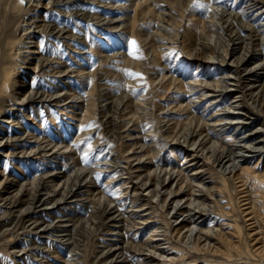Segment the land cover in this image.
<instances>
[{"label":"bare ground","instance_id":"bare-ground-1","mask_svg":"<svg viewBox=\"0 0 264 264\" xmlns=\"http://www.w3.org/2000/svg\"><path fill=\"white\" fill-rule=\"evenodd\" d=\"M1 157L0 264H264V0H0Z\"/></svg>","mask_w":264,"mask_h":264},{"label":"rangeland","instance_id":"rangeland-1","mask_svg":"<svg viewBox=\"0 0 264 264\" xmlns=\"http://www.w3.org/2000/svg\"><path fill=\"white\" fill-rule=\"evenodd\" d=\"M199 6V8L200 9H198V10H203V9H201L202 7H201V5H198ZM63 40V39H62ZM67 55H69L68 54V52L65 54V56H64V59H66L65 61H69L70 60V58H72L70 55L69 56H67ZM69 62H74V60H70ZM84 62V61H83ZM193 71H194V69H191L190 68V70H189V72H191V73H193ZM27 78L29 79V80H32V76H30V77H28L27 76ZM239 155H241V154H239ZM249 157V156H248ZM2 158L3 157H1L0 158V169H3V167H4V161L2 160ZM252 159H254L253 157H249V159L247 160V161H249V160H252ZM244 161H246V160H244ZM246 161V162H247ZM254 161V160H253ZM261 166V165H260ZM31 171H32V169H30ZM30 171V172H31ZM2 177V176H1ZM0 177V178H1ZM262 201H260V202H258V206L260 207L259 208V212H258V218H259V220H260V223H262V224H264V199H261ZM123 208V207H122ZM121 208V209H122ZM124 209V208H123ZM251 221V220H250ZM249 221V222H250ZM71 229H72V226L70 227ZM85 231V229H84V227H82V225L81 224H78L76 227H75V230L74 231H71L70 230V232L71 233H69L70 234V237H73V238H70L69 239V241H71V240H75V239H78L79 240V238H81V234H83V232ZM69 234H68V236H69ZM238 235V233L237 232H235V236H237ZM140 237V236H139ZM145 236H143V238H144ZM118 239H119V237H118ZM118 239H116L119 243H120V245L122 246V250H123V252H124V254L123 255H125V256H127L128 257V254H132L134 251H135V247L132 245V243L130 242V240H129V242H121V241H119ZM236 247H238V252L242 255V254H244L245 253V250H246V247H243V245H241V244H239L238 243V245L236 246ZM233 248V250H235L236 251V248L235 247H230L229 249H232ZM226 249V250H225ZM227 250H228V246H224V248H222V254H224V255H228V253L229 252H227ZM35 254H38L39 256L40 255H45V253L43 252V251H38L37 253L35 252ZM5 258V256H2V259H4ZM6 259H8L7 257H6ZM128 260V259H127ZM9 262V264H12L13 262L12 261H8ZM135 261H133V260H128V263H126V262H124V263H117V264H135L134 263ZM22 264H23V261L21 262ZM61 262H59V261H57L55 264H60ZM62 264V263H61ZM80 264H92V262L90 261V262H88L86 259H84V260H80ZM93 264H96L95 262L93 263ZM103 264V263H102ZM237 264V263H236Z\"/></svg>","mask_w":264,"mask_h":264}]
</instances>
